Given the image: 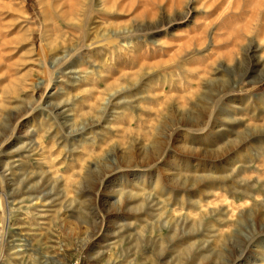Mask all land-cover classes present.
I'll list each match as a JSON object with an SVG mask.
<instances>
[{
	"label": "rangeland",
	"instance_id": "obj_1",
	"mask_svg": "<svg viewBox=\"0 0 264 264\" xmlns=\"http://www.w3.org/2000/svg\"><path fill=\"white\" fill-rule=\"evenodd\" d=\"M179 1L0 0V264H264V0Z\"/></svg>",
	"mask_w": 264,
	"mask_h": 264
},
{
	"label": "bare ground",
	"instance_id": "obj_2",
	"mask_svg": "<svg viewBox=\"0 0 264 264\" xmlns=\"http://www.w3.org/2000/svg\"><path fill=\"white\" fill-rule=\"evenodd\" d=\"M231 2H232V0H226V2H225V4H224V7L226 8V7H228L230 4H231ZM196 3V2H195ZM214 3V1L213 0H200V2H199V5H198V7L196 8V7H192L191 5H193V3L191 2V3H188V4H183L182 2H180L179 1V3H177L176 5H173V6H171L170 7V11L172 10H177V12L178 11H180V10H186V13L189 15L192 11H194L195 13L196 12H199V13H204V14H206L207 12H209V8L211 7V5ZM183 4V5H182ZM192 14V13H191ZM158 21V20H157ZM170 23H171V21H166V20H164V18H160L159 19V21H158V23H157V25L156 26H154V27H152V28H149V27H141V28H137V29H135V30H131V31H129V33H132V34H130L129 35V37H131L132 35H133V33L134 32H137V31H144V30H150V29H153V30H156V28H158L159 26L160 27H162V26H165V25H170ZM145 24H147V23H145ZM145 32V31H144ZM135 34H137V33H135ZM138 35V34H137ZM136 35V36H137ZM134 36V35H133ZM125 44H128V42H125L124 43V45ZM71 52H73V49L71 50ZM70 57L71 56H69L68 54L67 55H61L60 57H56L55 59H54V62H55V64H56V68L57 67H60L61 66V64H63V63H66L67 62V60H69L70 59ZM56 60V61H55ZM52 67H55V66H52ZM44 69H45V72H46V74H47V76L49 77V79L50 78H52V71H51V68L50 69H48L47 70V68L44 66ZM53 69V68H52ZM39 84L40 83H37V85H36V88L39 86ZM53 85V86H52ZM49 86H51V87H54V83H53V81L52 80H50V85ZM55 87H56V84H55ZM54 87V88H55ZM46 104H47V106L46 107H48V108H51V110L53 111V113H55L56 114V116H58V117H60L61 119H64V120H67L66 122L68 123V122H70V121H72V119H70V117H71V115H68L66 112H67V110H65V109H63L62 107H60L59 105H53L52 103H51V101H47V102H45ZM27 110H29L28 112L31 114L30 116L31 117H34L35 116V113L37 112V108H29V109H27ZM25 112H27V111H25L24 110V113ZM22 113V112H21ZM21 113H18L17 114V116H16V118H17V120L19 119V117L21 116ZM28 114V113H27ZM35 122V119L33 118L32 119V121L31 122ZM186 124V126L188 127H191L190 125H187L188 123L186 122L185 123ZM19 126L21 127L20 129H19ZM23 127H25V123L23 124L22 122H21V120H19V122H17L16 124H14V126L12 127L13 129H12V132H11V136L9 137V138H11L12 140L14 139V138H16L15 136H16V133H21V129L23 128ZM68 128H69V126H68ZM20 130V131H19ZM196 130H199V127L198 128H196ZM81 132H82V129H79V130H76V131H71L70 129H68L67 130V133H64L63 135H60L61 136V138H62V143L64 144V150H67L69 147H72V148H75L74 147V145L76 144L75 142H77V139H75L78 135H80L81 134ZM69 135H72V137L74 138V140L72 141V143H69V139L67 138V136H69ZM18 136V135H17ZM8 138V139H9ZM16 140H20V138L19 137H17L16 138ZM5 144V143H4ZM70 144V145H69ZM2 146H3V144H2ZM9 148H11V147H9ZM232 152V151H231ZM67 153H68V151H67ZM165 155H166V153H165ZM224 155V154H223ZM222 155V157H224ZM227 155V154H226ZM173 157V156H172ZM167 158V157H166ZM218 158V160H219V157H217ZM164 159V158H163ZM162 159V160H163ZM211 159V158H210ZM213 159H216V158H213ZM177 160H179L178 161V163L179 164H182V165H185V168H190V169H197L195 166H193V168H192V166L190 165V161H189V156L187 155L184 159H182V158H179V159H177ZM215 161V160H214ZM152 162V161H151ZM150 162V163H151ZM176 162V161H175ZM236 162V161H235ZM237 163H239V162H237ZM235 164V163H234ZM148 165V164H147ZM206 165V164H205ZM135 166V164L134 163H129V164H127L126 165V168H133ZM211 166V165H210ZM223 166H225V165H223ZM227 167V166H226ZM222 169V168H221ZM193 173V172H192ZM194 173H196V172H194ZM112 177L114 178V175H110V176H107V177H105L101 182H99V184H98V186H96L95 188H93L92 190L94 191H96V189H97V187L98 188H102V187H105V185L106 184H108L110 181H112L113 179H112ZM207 180H209V179H207ZM186 183L187 184H189V185H186ZM192 182L190 181H187V180H185V181H183V182H176V184L177 185H175L174 187H175V193H181V192H188V191H191L192 190V188H194V186L191 184ZM175 184V183H174ZM121 185V184H120ZM204 185V184H203ZM206 185V184H205ZM167 187H165L164 189H166ZM103 191V190H102ZM112 191V190H111ZM115 192H117V191H115ZM93 193V192H92ZM111 193V192H110ZM90 194V193H89ZM98 194V193H97ZM249 197V199H252V201L254 200V202H255V204H257V202H258V197H256V196H253V195H249L248 196ZM246 200V199H245ZM253 202V203H254ZM251 203V202H250ZM250 203L249 204H247V205H249L250 206ZM252 203V204H253ZM96 205V204H95ZM247 205H245V206H247ZM258 205H260V204H258ZM263 206H257L256 207V209H261V207H263L264 208V203L262 204ZM244 206V208H246ZM250 207H252V205L250 206ZM255 207V206H254ZM248 208V207H247ZM249 209V208H248ZM253 209V208H252ZM255 209V208H254ZM259 209V210H260ZM250 210V209H249ZM248 210V211H249ZM244 211V210H243ZM248 211H246L247 213H248ZM240 212V211H239ZM240 214H241V212H240ZM257 214V213H256ZM262 214H263V212H262ZM179 215V214H178ZM176 216V215H175ZM263 216V215H262ZM232 217V216H231ZM238 217H239V213H238ZM237 217V218H238ZM244 217V216H243ZM245 217H246V220L247 219H249L250 218V214L248 215V217L249 218H247V215H245ZM244 217V218H245ZM253 217V216H252ZM259 217V216H258ZM264 217V216H263ZM178 218V217H177ZM230 218V217H229ZM236 218V219H237ZM185 220H186V218H184ZM234 218H232V220H233ZM239 219H241V218H239ZM182 220V219H181ZM230 221H231V219H229ZM177 222L178 221H176V224H177ZM227 222V221H226ZM235 222V221H234ZM237 222V221H236ZM238 222H240V221H238ZM243 222V221H242ZM242 222L241 223H239V224H242ZM167 223H168V225H167ZM182 223V222H181ZM246 223H247V221H246ZM174 222H171L169 219H167V222H166V225H167V231H168V233L166 234V236H162L161 235V239L162 240H165V241H167V242H169V243H173V242H175V243H177V241H178V239L177 238H179L180 236H182V235H185V233L186 232H184L185 230H181L182 228H180L179 227V229L181 230V232H179V231H177V229H176V225ZM183 224H185L184 222H183ZM239 224H237V225H239ZM155 225H156V227H157V229L159 230V232L161 231V223L157 220V221H155ZM165 225V226H166ZM179 225H180V222H179ZM232 225H233V222H232ZM244 225H245V221H244ZM185 226V225H184ZM225 226H226V224H225ZM228 226V225H227ZM235 226V225H234ZM243 226V225H242ZM246 226V225H245ZM189 227H190V225H189ZM192 227V226H191ZM249 227V226H248ZM165 228V227H164ZM245 228V227H244ZM243 228V229H244ZM188 229V228H187ZM234 229V228H233ZM239 229V228H238ZM241 229V228H240ZM249 229H251V228H249ZM235 230V229H234ZM261 230V229H260ZM259 230V231H260ZM236 231H238V230H236ZM236 231H234V233L236 232ZM242 231V230H241ZM251 231V230H250ZM258 231V230H257ZM262 231V230H261ZM229 232H230V230H229ZM242 232H244V231H242ZM254 232H256L255 230H254ZM238 233V232H237ZM252 233V232H251ZM164 234V233H163ZM232 234V233H231ZM230 234V235H231ZM248 234V233H247ZM259 234H260V232H259ZM263 234V233H262ZM230 235H226V236H230ZM240 236H241V234H239ZM245 235V234H244ZM231 238H232V235L230 236ZM235 237V238H234ZM225 238V237H224ZM224 238H223V240H224ZM228 238V237H227ZM233 239L235 240L233 243H231L230 242V244L231 245H229V244H227L226 246H230V248L232 249L231 251H230V254L231 255H235V254H237V256L234 258V260L235 261H232V260H228V261H226L225 263H222V264H236V259H240V258H243L244 256H245V254H246V252H245V250H248V248L246 247V243L248 242V240H250L249 238H248V236H244L243 237V240H241V239H239V240H241V241H239V242H237L236 240H237V238H236V236L234 235L233 236ZM225 241H226V238H225ZM264 244V243H263ZM225 245V244H224ZM222 246V245H221ZM221 248V247H220ZM227 249V248H226ZM187 250L188 251H190L188 248H187ZM206 250V249H205ZM210 250V249H209ZM209 250H207L208 252H209ZM228 250V249H227ZM206 251V252H207ZM222 251V250H221ZM220 251V252H221ZM251 251V250H250ZM223 252V251H222ZM264 252V251H263ZM228 253V252H227ZM218 254H219V252H218ZM229 254V253H228ZM207 255V254H206ZM205 255V256H206ZM223 255V254H222ZM258 255V254H257ZM201 258H203L202 256H201ZM198 258H196L195 260H197ZM203 259H205V257L203 258ZM264 259V258H263ZM195 260H190V263L191 264H194V261ZM199 260H200V258H199ZM202 260V259H201ZM262 262H264V261H262ZM199 264V263H198Z\"/></svg>",
	"mask_w": 264,
	"mask_h": 264
}]
</instances>
